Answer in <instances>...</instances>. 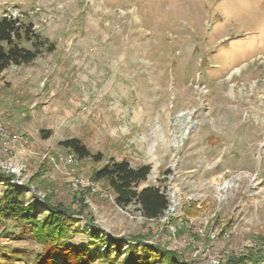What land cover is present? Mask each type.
Segmentation results:
<instances>
[{
  "label": "rangeland",
  "instance_id": "1",
  "mask_svg": "<svg viewBox=\"0 0 264 264\" xmlns=\"http://www.w3.org/2000/svg\"><path fill=\"white\" fill-rule=\"evenodd\" d=\"M3 16L55 44L0 74V124L30 142L27 205L44 201L31 179L50 166L56 202L73 211L74 196L84 197L92 216L68 222V241L88 245L94 264H107V246L116 256L109 237L123 240L121 259L131 244L138 262L150 260L147 244L184 264H218L264 243V0H0ZM71 138L102 161L69 164L60 142ZM45 152L60 160L44 161ZM111 158L151 166L140 188L182 194L168 220L146 221L135 204L121 211L109 187L92 181ZM74 177L84 180L76 191ZM228 179L236 187L219 203L216 184ZM186 207L198 214L188 227ZM40 249L29 226L0 217V264H33Z\"/></svg>",
  "mask_w": 264,
  "mask_h": 264
},
{
  "label": "trees",
  "instance_id": "2",
  "mask_svg": "<svg viewBox=\"0 0 264 264\" xmlns=\"http://www.w3.org/2000/svg\"><path fill=\"white\" fill-rule=\"evenodd\" d=\"M30 46V49L25 47ZM55 44L44 40L34 29L33 24L24 23L19 18L3 16L0 21V74L11 66L29 65L36 60L42 51L52 52ZM43 132V131H42ZM60 146L72 153L78 161L88 158L95 162H101V154H92L83 143L76 138L67 139L60 142ZM51 167L43 164L39 171L31 179V183L38 186L45 194L44 201L41 202L37 195L27 205L26 191L29 187L13 186L10 183L11 177L0 173V179L4 183L3 196L0 200V217L17 221L29 226L33 238L40 245V251L34 254L33 264H94L95 258L88 245H77L68 241L69 221L74 219L75 215H91L88 210L82 194H76L73 198L78 204V210L71 211L62 203L55 201L54 187L52 181L45 179L44 175L49 174ZM152 168L150 165H141L132 167L129 160L109 159L107 163L99 170H96L91 179L96 183H105L112 191L115 197L116 206L126 208L132 204L139 207V212L146 221L160 223L169 208L168 197L161 191L160 187L147 186L140 188L141 184L147 181ZM48 210L46 216L40 211L42 206ZM195 209V208H192ZM189 207L185 208L186 219L183 223L189 226L190 216H197V212ZM93 221V218H91ZM186 221V222H185ZM70 223V222H69ZM185 227V224H184ZM93 231V232H92ZM94 237L100 236L98 228L91 230ZM264 242V237H259ZM122 239H107V245L115 244L117 254L111 258L110 247L105 248L107 264H184L181 255L171 250H165L161 247L149 246L154 250L153 258L142 260L134 257L132 248L139 247L129 245L130 250L121 259L123 253ZM136 241V240H135ZM139 243V242H136ZM140 244V243H139ZM105 242L97 250L100 255ZM264 254V243L258 246L256 250H249L241 255L227 256V260L220 264H261V257ZM121 259V260H120Z\"/></svg>",
  "mask_w": 264,
  "mask_h": 264
},
{
  "label": "built area",
  "instance_id": "3",
  "mask_svg": "<svg viewBox=\"0 0 264 264\" xmlns=\"http://www.w3.org/2000/svg\"><path fill=\"white\" fill-rule=\"evenodd\" d=\"M27 146H30V142H29V139L25 135H22L20 133H12L8 129H6L3 125L0 124V151L4 154L3 157L5 158V160H2L0 162V173L11 177L10 183L13 186H23L24 185V179H23L24 174L23 173L24 171H26V164L24 163V160L26 157H25L24 151ZM29 153H31V156L35 155V152H33V147L29 150ZM42 159L44 161H51L54 164H56V162L60 160L59 157L51 156L49 152L43 153ZM67 162L69 164H75L77 162V158L74 155H70L68 156ZM83 182L84 180L82 178L74 177L72 179V183L70 184V187L73 191H76L78 190L79 186L83 184ZM225 183H228V185H225ZM216 185H217L216 186V197H217L216 199L219 203L226 202L229 198V195L232 194L233 190L236 187L235 181H231V179H228L223 184H216ZM169 189H171L174 192L173 198L176 197L177 201H174V208H171V210H170V205H169V208L165 212V216L162 218L163 221L169 219V214L171 211H173L174 209H178V206H179L178 198L181 199V196H182V194L178 190L172 189L170 186L166 188V191L164 189H161V191L167 197H169ZM117 207L121 211L123 210L125 211L128 208V207L122 208L119 206ZM142 219L144 218L142 217ZM170 229H173L175 232L174 226H170ZM210 237L211 239H214L216 236L212 232ZM261 245L262 244H259V245L255 244L254 246L253 244H251L252 248L250 249L256 250L258 246H261ZM220 262L221 261L219 260L218 264H220ZM261 264H264V254L261 257Z\"/></svg>",
  "mask_w": 264,
  "mask_h": 264
},
{
  "label": "bare ground",
  "instance_id": "4",
  "mask_svg": "<svg viewBox=\"0 0 264 264\" xmlns=\"http://www.w3.org/2000/svg\"><path fill=\"white\" fill-rule=\"evenodd\" d=\"M225 185H228V183H225Z\"/></svg>",
  "mask_w": 264,
  "mask_h": 264
}]
</instances>
